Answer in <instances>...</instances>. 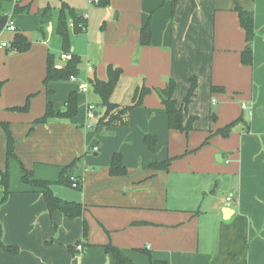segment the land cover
I'll return each mask as SVG.
<instances>
[{
  "label": "crops",
  "instance_id": "0c3cea01",
  "mask_svg": "<svg viewBox=\"0 0 264 264\" xmlns=\"http://www.w3.org/2000/svg\"><path fill=\"white\" fill-rule=\"evenodd\" d=\"M51 1L15 0L5 9L32 45L25 52L0 47V122H8L18 156L8 161L10 194L0 217L4 243L19 247L17 253L0 248V264H116L107 244L138 264H152L151 258L168 264H264V0H179L175 12L171 0H111L108 7L64 0L87 18L85 33L72 40L71 31V50L86 60V68L93 66L90 73L106 79L109 63L124 71L112 101L130 104L139 83L163 88L173 78L181 106L196 77V95L184 116L185 123L193 118L187 132L169 128L155 91L130 112L128 125H100L105 107L90 83L80 91L79 82L91 75L81 66L78 81L46 87L48 54L55 55L57 67L67 62L61 38L55 42L62 2ZM16 3L30 4V12L14 13ZM236 4L254 13L251 65L241 61L247 42ZM47 5L53 9L41 33L39 11ZM149 20L152 42L142 45L141 28ZM14 35L0 32L8 45ZM213 85L223 90L212 91ZM72 91L79 93L77 116L34 123L48 101L64 109ZM29 96L28 112L9 109ZM91 106L94 117L88 116ZM239 116L245 121L229 137L214 134ZM146 135L156 137L155 151ZM208 136L209 143L198 148ZM116 152L126 175L110 174ZM171 157L167 170L150 167ZM74 159L80 189L59 183L62 168ZM6 164L7 137L0 126V199ZM21 164L50 181L56 196L82 204L83 214L50 212L43 192L23 182ZM80 243L82 253L76 249Z\"/></svg>",
  "mask_w": 264,
  "mask_h": 264
},
{
  "label": "trees",
  "instance_id": "16d2710c",
  "mask_svg": "<svg viewBox=\"0 0 264 264\" xmlns=\"http://www.w3.org/2000/svg\"><path fill=\"white\" fill-rule=\"evenodd\" d=\"M15 0H0V32L4 29L7 21L8 14L6 13V8H4L5 3H13ZM179 0H171L172 10L175 12ZM195 3V0H190ZM62 4L59 8L58 21L56 25V33L60 36L62 42V52H70L72 58L66 62L63 67L56 66V57L53 53H49L47 56V67L46 75L44 78V85L47 87L51 82H69L72 75L79 76L81 73L80 65L82 63V58L71 50V31L75 34H80L87 29V18L79 14L76 9L70 6L64 0H61ZM111 4V0H98L95 4L99 7H108ZM52 6L47 5L46 7L40 9L39 11V27L38 30L41 33L45 32L46 22L50 17ZM234 10L239 15V20L242 28L245 30L246 34V46L241 52V61L244 65H251L253 61V48L252 42L255 34V22L254 13L236 4ZM14 13H28L30 12V4L19 5L16 3L13 8ZM152 42V27L151 21L149 20L142 28L140 32V43L142 45H150ZM32 45L31 40L27 35L18 31L15 33L12 41L8 45L7 49L9 51L25 52L30 49ZM123 69L113 63H109L106 66V79H101L93 72L87 80L90 85H92L95 93L100 97L101 104L105 107V112L99 120L100 125L104 126H126L129 123L130 112L141 106L144 102L146 95L150 94L152 91L158 93L161 98L162 104L164 105L167 115H168V125L170 129L180 130L187 132L193 128L192 122L193 118H189L188 122H184V116L187 113L188 105L193 100L196 95V88L198 81L196 77L191 78L190 89L185 96L181 106H178L176 99L174 98V92L177 86L176 80L170 78L167 84L163 88H150L144 83L138 85L135 89L132 102L127 105H122L120 103L112 101V95L118 86V83L123 75ZM3 81H0V92ZM212 91L223 90L222 87L212 86ZM50 93V90L47 89ZM30 97L23 105H15L9 109L18 112H28L30 110ZM79 111V93L78 91H72L68 99L65 102L64 109H55L51 101L47 102L45 113L36 118L34 123H46L52 119H70L78 115ZM245 121L243 116L232 120L230 123L218 128L214 134L221 135L223 137H229L232 129L240 122ZM0 126L3 128L7 137V164L4 171L1 173V182L4 187L3 196L0 199V210L3 204L8 200L10 194V170L8 161L12 158H18L15 150L16 140L12 135L8 122H0ZM249 128L246 127V130ZM210 137L202 143L198 148L203 147L208 144ZM145 141L150 148V150L155 151L156 149V137L151 135H146ZM173 157L167 158L163 161H158L150 165L154 169H168L171 165ZM76 159H74L69 164L62 168L60 173L59 183L73 187V169L76 165ZM22 180L24 183L40 189L50 212L55 210H61L66 216L74 218L81 216L84 211L82 204L77 202H71L64 200L56 196L51 189V182L44 179H38L35 177L32 170L27 169L21 164ZM110 174L113 176H123L127 174V168L123 164L122 155L118 152L114 153L110 165ZM79 185L77 189L81 188V179L76 177ZM4 228L0 217V248L4 249L10 253H17L19 251L18 246L7 245L3 241ZM105 250L108 253H112L116 264H138L134 261L124 250L112 244H107ZM143 252L147 253L151 258V253L148 250L141 249ZM152 264H168L166 261L153 260L151 258Z\"/></svg>",
  "mask_w": 264,
  "mask_h": 264
},
{
  "label": "built area",
  "instance_id": "2783aa9c",
  "mask_svg": "<svg viewBox=\"0 0 264 264\" xmlns=\"http://www.w3.org/2000/svg\"><path fill=\"white\" fill-rule=\"evenodd\" d=\"M89 2H90V4H96L98 2V0H89ZM3 31H9V32H14V33L18 31V27H17L15 21L12 20V18H9V20L7 21ZM0 47H8V41L2 39L1 37H0ZM61 57H62L63 60L68 61V60H70L72 58V54L70 52L62 53ZM87 69L90 72V71H93L94 68H93V66L90 63H88L87 64ZM70 80L71 81H78V77L75 76V75H72L70 77ZM79 89H80L81 92L88 91V89H89V81L86 80V81L79 82ZM88 116L89 117H94L95 116L94 115V111H93V106L90 107V109L88 111ZM95 150H97V147H95ZM72 179L74 181L72 186L74 188H76L79 185L78 180L74 176L72 177ZM227 200L231 201L232 198L228 197ZM76 249L80 253L85 251V247L81 243L76 246Z\"/></svg>",
  "mask_w": 264,
  "mask_h": 264
},
{
  "label": "rangeland",
  "instance_id": "374dc122",
  "mask_svg": "<svg viewBox=\"0 0 264 264\" xmlns=\"http://www.w3.org/2000/svg\"><path fill=\"white\" fill-rule=\"evenodd\" d=\"M52 5H55V4H58V0H52L51 2H50ZM10 5H11V3H5V5H4V8H8V7H10ZM55 16H56V13H55ZM56 18H57V16H56ZM55 18V19H56ZM98 30H99V26H97V24H95V27H94V33H97L98 32ZM7 32V34H9L10 32H8V31H6ZM18 32V31H17ZM17 32H15V33H17ZM85 33V32H84ZM83 33V34H84ZM80 34H82V33H80ZM80 34H74L73 35V37H72V40L78 35V36H81ZM58 37L60 38V36H57V35H55V42H56V39H58ZM81 42H83V41H81ZM84 46V43H78V48L80 47V46ZM58 46V48L57 49H55L54 50V52L56 53V55H58L59 54V48H61V47H59V45H57ZM54 47V46H53ZM83 63H81V69H82V72L84 73V75H86V73H87V68H86V60H84V58H83V61H82ZM89 74H91L90 72H89ZM140 84V83H139ZM138 84V85H139Z\"/></svg>",
  "mask_w": 264,
  "mask_h": 264
},
{
  "label": "water",
  "instance_id": "95a60500",
  "mask_svg": "<svg viewBox=\"0 0 264 264\" xmlns=\"http://www.w3.org/2000/svg\"><path fill=\"white\" fill-rule=\"evenodd\" d=\"M213 118H214V119H216V116H215V114H213ZM217 158H218V157H217Z\"/></svg>",
  "mask_w": 264,
  "mask_h": 264
}]
</instances>
